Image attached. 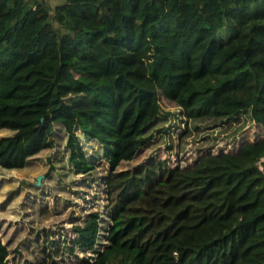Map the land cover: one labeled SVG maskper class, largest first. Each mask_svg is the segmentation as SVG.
<instances>
[{"label":"trees","instance_id":"trees-1","mask_svg":"<svg viewBox=\"0 0 264 264\" xmlns=\"http://www.w3.org/2000/svg\"><path fill=\"white\" fill-rule=\"evenodd\" d=\"M263 156L264 0H0V264H264Z\"/></svg>","mask_w":264,"mask_h":264},{"label":"rangeland","instance_id":"rangeland-1","mask_svg":"<svg viewBox=\"0 0 264 264\" xmlns=\"http://www.w3.org/2000/svg\"><path fill=\"white\" fill-rule=\"evenodd\" d=\"M55 1L56 0H51V2L54 4L55 3ZM97 204H98V206L100 205V204H103L101 201H97V203H96V206H97ZM81 208H82V205H80V204H77L76 205V209L77 210H81Z\"/></svg>","mask_w":264,"mask_h":264},{"label":"water","instance_id":"water-1","mask_svg":"<svg viewBox=\"0 0 264 264\" xmlns=\"http://www.w3.org/2000/svg\"><path fill=\"white\" fill-rule=\"evenodd\" d=\"M262 159H264V156H263ZM42 178H43V174H41V175L38 176V182H39V183L41 182Z\"/></svg>","mask_w":264,"mask_h":264}]
</instances>
